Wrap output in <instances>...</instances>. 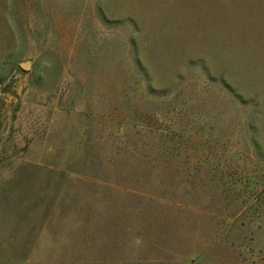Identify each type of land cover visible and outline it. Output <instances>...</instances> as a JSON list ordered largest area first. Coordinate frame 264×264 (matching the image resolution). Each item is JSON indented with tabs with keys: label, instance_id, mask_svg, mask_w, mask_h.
I'll return each mask as SVG.
<instances>
[{
	"label": "rangeland",
	"instance_id": "374dc122",
	"mask_svg": "<svg viewBox=\"0 0 264 264\" xmlns=\"http://www.w3.org/2000/svg\"><path fill=\"white\" fill-rule=\"evenodd\" d=\"M264 0H0V264H264Z\"/></svg>",
	"mask_w": 264,
	"mask_h": 264
},
{
	"label": "trees",
	"instance_id": "16d2710c",
	"mask_svg": "<svg viewBox=\"0 0 264 264\" xmlns=\"http://www.w3.org/2000/svg\"><path fill=\"white\" fill-rule=\"evenodd\" d=\"M262 154L264 155V152H262Z\"/></svg>",
	"mask_w": 264,
	"mask_h": 264
}]
</instances>
